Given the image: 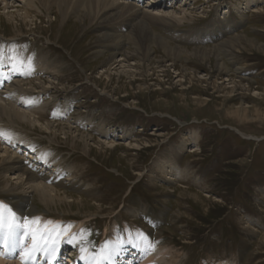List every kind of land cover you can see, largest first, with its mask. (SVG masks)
<instances>
[{
	"label": "rangeland",
	"instance_id": "obj_1",
	"mask_svg": "<svg viewBox=\"0 0 264 264\" xmlns=\"http://www.w3.org/2000/svg\"><path fill=\"white\" fill-rule=\"evenodd\" d=\"M119 2L0 0V205L59 226L38 264H264V0Z\"/></svg>",
	"mask_w": 264,
	"mask_h": 264
},
{
	"label": "bare ground",
	"instance_id": "obj_2",
	"mask_svg": "<svg viewBox=\"0 0 264 264\" xmlns=\"http://www.w3.org/2000/svg\"><path fill=\"white\" fill-rule=\"evenodd\" d=\"M5 0H3V2H4ZM38 2H39V0H38ZM41 2H43V3H45L47 6H49L50 7V9H51V7L53 8V7H55V6H58V8H59V10L63 13V14H66L67 13V10H68V14H69V11L71 12V8L74 10V9H78V8H80V7H82L83 9L85 8L86 9V12L87 13H89L90 15H100V14H102V16H107L108 14H110L111 13V11H115V12H117V14H116V18H115V16H114V18H115V20L118 22V24H121L122 22L123 23H126V26H129V24H131V22H133V21H135L136 19H138L137 17H138V12L136 11V8H135V6L134 5H131V4H124V3H120L119 2V0H41ZM27 3V2H26ZM34 3V2H33ZM42 3V4H43ZM117 3H118V6H116L117 5ZM31 4V3H30ZM42 4H41V6H42ZM33 5V4H32ZM33 6H35V5H33ZM47 6H45V7H47ZM16 7V6H15ZM43 7V6H42ZM45 7H43V8H45ZM71 7V8H70ZM10 8V7H9ZM70 8V9H69ZM31 10V9H30ZM47 10V9H46ZM52 10V9H51ZM159 11V10H158ZM9 12V11H8ZM78 12V11H77ZM76 12V13H77ZM81 12V11H80ZM140 12V11H139ZM32 14V13H31ZM72 14V13H71ZM115 14V13H114ZM144 14V13H143ZM167 14V13H166ZM165 14V15H166ZM173 14V13H172ZM187 14V13H186ZM26 15V14H25ZM24 15V16H25ZM87 15V14H86ZM85 15V16H86ZM112 15V14H111ZM164 15V16H165ZM177 15V14H176ZM109 16V15H108ZM156 16V15H155ZM168 15H166V17H167ZM7 17V16H6ZM12 17V16H11ZM26 17H28L27 15H26ZM50 17V16H49ZM67 17V16H66ZM111 17V16H110ZM166 17H152V18H150V19H152L151 21H153V22H155V20L158 22H160L161 24H163V25H165V26H167V27H171V26H173L172 24H173V22H171L170 20H168V19H166ZM183 19H184V16H181ZM180 17V18H181ZM106 18H108V17H106ZM8 19V18H7ZM22 19V18H21ZM28 19V18H27ZM29 19H30V17H29ZM62 19H63V17H62ZM92 19V18H91ZM96 19V18H95ZM141 19V18H140ZM140 19L138 20V22L140 21ZM147 19H149L148 17H147ZM80 21V20H79ZM91 21H93V20H91ZM63 22H65V21H63ZM137 21H136V24L138 23ZM104 23V22H103ZM106 23V22H105ZM115 23V22H114ZM149 23H152V22H150V20H149ZM179 23H180V21H179ZM182 23V22H181ZM112 24H113V22H112ZM135 24V23H134ZM135 24V25H136ZM153 24H155V23H153ZM119 26V25H118ZM153 26H155V25H153ZM164 26V27H165ZM136 27V26H135ZM147 26H146V24H143L142 22H139V24L137 25V30H138V36H139V38L141 39V40H143L144 42H147V40H150V39H152V37H151V35L148 33V28H146ZM125 28V27H124ZM151 28V27H150ZM133 29V28H132ZM100 31V30H99ZM114 31V30H113ZM129 31V30H128ZM127 31V32H128ZM131 31V30H130ZM126 31L125 30H123V29H121V28H117V30H115V34H116V36H118L119 38H118V40L119 41H122V37L124 36L123 34L125 33ZM154 33V32H153ZM114 34V33H113ZM128 34V33H127ZM135 34V33H134ZM105 35V34H104ZM123 35V36H122ZM112 36V35H111ZM127 37H128V35H126ZM126 36H125V39H126ZM136 36V35H135ZM103 37V36H102ZM109 38V37H108ZM159 38V37H158ZM115 39V38H114ZM116 40V39H115ZM142 41V42H143ZM156 41V40H155ZM162 41V40H161ZM164 41V40H163ZM163 41H162V43H163ZM103 42V41H102ZM116 43V42H115ZM115 43L113 44V45H115ZM118 43V42H117ZM128 43V42H127ZM136 43V42H135ZM107 44H108V42H107ZM124 44V43H123ZM133 44V43H132ZM138 44V43H137ZM142 44H144V43H141V41H140V43L138 44V46L140 47V45H142ZM112 45V44H111ZM117 45V44H116ZM115 45V46H116ZM118 45H120L119 43H118ZM128 45V44H127ZM136 45V44H135ZM152 45H153V43H152ZM121 46V45H120ZM157 46V45H156ZM119 47V46H118ZM162 47V46H161ZM166 47H168L167 46V44H166ZM228 47V46H227ZM172 48H174V47H172ZM216 49V48H215ZM146 50H147V54H142L141 52H139L140 50H138V52H139V54H141V56H140V60H142V58H147L148 57V54H150V51H151V46H150V43H148V46L146 47ZM179 50V49H178ZM142 51V50H141ZM227 51V50H226ZM181 52V51H180ZM179 52V53H180ZM166 53H168V52H166ZM182 53H184V52H182ZM194 53V52H193ZM190 54V53H189ZM199 54V53H198ZM204 54V53H203ZM202 54V55H203ZM227 54V53H226ZM171 55V54H170ZM174 55V54H173ZM150 56V55H149ZM175 56V55H174ZM142 57V58H141ZM169 57V56H168ZM176 57V56H175ZM182 57V56H181ZM181 57H179V58H181ZM172 58V57H171ZM177 58H178V56H177ZM176 58V59H177ZM186 58V57H185ZM189 58V57H188ZM174 59V58H173ZM195 59V58H194ZM26 60V59H25ZM28 60V59H27ZM122 60V59H121ZM125 60V59H124ZM127 61V60H126ZM119 64V63H118ZM121 67V66H120ZM109 69V68H108ZM223 69V68H222ZM124 70V69H123ZM141 71V70H140ZM53 72V71H52ZM122 72V71H121ZM40 82V81H39ZM39 84V83H38ZM30 88V87H29ZM40 92V91H39ZM44 93V92H43ZM22 97V96H21ZM26 100V99H25ZM9 105V104H8ZM7 105V106H8ZM10 106V105H9ZM13 106V105H12ZM14 107V106H13ZM11 108V107H10ZM15 108V107H14ZM32 108V107H31ZM17 109V108H16ZM18 110V109H17ZM4 111V110H3ZM18 111H20V110H18ZM16 112V111H15ZM22 112V111H21ZM25 112V111H24ZM13 112H11V114H12ZM4 114V113H3ZM23 114V113H22ZM20 115V114H19ZM18 115V116H19ZM30 115V114H29ZM4 116V115H3ZM6 116V115H5ZM15 116V115H14ZM23 116V115H22ZM26 116V115H25ZM31 116V115H30ZM11 117V116H10ZM34 117V116H33ZM32 117V118H33ZM23 118V117H22ZM32 118H30V117H25V119H28L30 122H32L33 124L32 125H35V123H37L36 121H35V118L34 119H32ZM14 119H16V118H14ZM25 119H23V121L25 120ZM10 120V119H9ZM21 121V120H20ZM16 122V121H15ZM40 122V121H39ZM27 123V122H26ZM62 123V122H61ZM39 124V123H38ZM43 124V123H42ZM47 124V123H46ZM40 125V124H39ZM38 125V126H39ZM45 125V124H44ZM37 126V125H36ZM48 126V125H47ZM52 126V125H51ZM54 126V125H53ZM42 128V127H41ZM47 130V129H46ZM71 131V130H70ZM78 132V131H77ZM75 136V135H74ZM78 136V135H77ZM84 136V135H83ZM85 137V136H84ZM81 138H82V136H81ZM87 138V137H86ZM113 144V143H112ZM108 145V144H107ZM130 146V145H129ZM114 148V147H113ZM195 150V149H194ZM196 151V150H195ZM2 152H0V154H1ZM10 153V152H9ZM4 154V153H3ZM7 155V154H6ZM14 155V154H13ZM1 156V155H0ZM4 156V155H3ZM10 156H11V154H10ZM9 156V157H10ZM21 160V159H20ZM11 161V160H10ZM16 161V160H15ZM7 161H5V163H6ZM13 163H14V161H12ZM5 165V164H4ZM6 166V165H5ZM13 166H15V165H13ZM17 166V165H16ZM15 166V167H16ZM3 167V166H2ZM21 167V166H20ZM20 167H18L17 168V170H20L21 168ZM11 170V169H10ZM12 171V170H11ZM14 171V170H13ZM19 172H21L22 173V171H18V173ZM25 172V171H24ZM24 175V174H23ZM22 175V176H23ZM25 177V176H24ZM28 178H32V175L31 174H29V176H28ZM16 179V178H15ZM19 181H20V179H19ZM24 181H25V179H24ZM31 183V182H30ZM35 184V186L38 188V189H42L44 192L45 191H48V190H45V186L43 185V184H41V183H34ZM34 186V185H33ZM34 186V187H35ZM27 187V186H26ZM34 187H33V189H34ZM36 187H35V190H36ZM50 187V186H49ZM48 187V188H49ZM46 188H47V186H46ZM25 189V188H24ZM32 189V188H31ZM32 189V190H33ZM50 189V188H49ZM21 191V190H20ZM25 192V191H24ZM32 192V191H31ZM39 192V191H38ZM49 193H50V191H49ZM49 193H46V194H49ZM54 193V192H53ZM60 193V192H59ZM43 195V194H42ZM45 195V194H44ZM56 195V194H55ZM47 196V195H46ZM57 196V195H56ZM44 197V196H43ZM51 197H52V195H51ZM51 197H50V199H51ZM55 197V196H54ZM27 199V198H26ZM60 200H61V196H60V198H59ZM63 199V198H62ZM52 200V199H51ZM51 200H49V201H51ZM53 201V200H52ZM51 201V202H52ZM77 201V200H76ZM62 202V201H61ZM52 204V203H51ZM96 204V203H95ZM23 206V205H22ZM77 206V205H76ZM9 208V207H8ZM11 210V209H10ZM19 220V219H18ZM20 221V220H19ZM45 224V223H44ZM53 224H56L55 222H51V224L50 225H48V227H51V226H53ZM41 225H43V224H41ZM57 225V224H56ZM80 226H83L82 225V223L81 224H79ZM69 228H68V232L69 231H72V230H74V225H69L68 226ZM35 229V226H33V230ZM53 236H54V234H53ZM28 245H29V247H31V238L29 237L26 241H25ZM2 247V246H1ZM3 251H5V249L2 247V252ZM39 256H42V257H46L45 256V254L43 253V252H40V253H37L36 255H34L33 256V258H32V260L30 261V264H36L37 262L35 261V259L37 258V257H39ZM134 256H135V253H134ZM49 257V256H48ZM14 259V257H13V254L12 255H8L7 256V258L6 257H3V256H0V264H22V262H21V259L19 258V260H16V261H14L13 263H12V260L11 259ZM113 258V257H112ZM119 258H121V261L120 262H118V260H116L114 263H112V262H110V264H134L133 262L136 260L132 255H131V257L130 258H128V260L129 259H131V260H129V261H125V258H124V256H121V257H119ZM142 260V259H141ZM143 260H144V258H143ZM70 261V260H69ZM80 262H81V259H80ZM38 264V263H37ZM147 264V263H146ZM156 264H158V263H156ZM161 264V263H160Z\"/></svg>",
	"mask_w": 264,
	"mask_h": 264
},
{
	"label": "snow or ice",
	"instance_id": "obj_3",
	"mask_svg": "<svg viewBox=\"0 0 264 264\" xmlns=\"http://www.w3.org/2000/svg\"><path fill=\"white\" fill-rule=\"evenodd\" d=\"M4 60L5 54L3 50H0V67H3ZM50 224L51 222H46L41 225L39 218L25 219L23 222L18 221L15 214L7 210L6 206L0 205V246L5 249L4 252H0V255H12L16 249H19L22 264H30L33 256L40 252H43L46 257L52 256L56 251L59 239V236L54 238L53 234L59 226L49 228L48 225ZM33 226L36 227L35 231H33ZM29 237L31 238V247L25 242ZM75 238L74 236L73 239ZM84 251L85 249L81 247V252ZM81 259L84 257L82 256ZM111 260L112 253L106 244L102 254L94 256L92 261H86V264H93V261L95 264H103V262L110 264Z\"/></svg>",
	"mask_w": 264,
	"mask_h": 264
}]
</instances>
